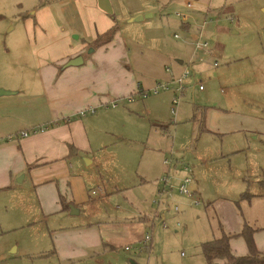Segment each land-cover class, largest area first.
Returning a JSON list of instances; mask_svg holds the SVG:
<instances>
[{
	"label": "crops",
	"instance_id": "crops-1",
	"mask_svg": "<svg viewBox=\"0 0 264 264\" xmlns=\"http://www.w3.org/2000/svg\"><path fill=\"white\" fill-rule=\"evenodd\" d=\"M60 5L65 24L45 19L44 12L52 15L49 5L36 11L35 66L12 78L0 74V88L9 92L0 95L3 262L27 255L29 264H35L39 255L37 264H76L141 242L147 226L159 218L164 222L167 214L155 201L161 196L158 180L168 170L164 131L170 127L173 89L147 96L141 92L169 81L185 60L177 58L173 67V52L153 40L143 42L135 33L131 40L133 32L120 28L108 43L95 45L98 36L117 25L111 0H61ZM181 25L186 37L188 28ZM175 40L190 58V45ZM79 55V65L68 64ZM89 107L96 112L79 115ZM38 126L45 129L16 137ZM9 134L14 137L7 139ZM172 194L162 198L169 201ZM233 217L230 224H217L214 238L242 229L244 218ZM256 228L253 239L264 251V225ZM11 232L22 233L5 240ZM230 248L234 255L247 253L241 237L230 238Z\"/></svg>",
	"mask_w": 264,
	"mask_h": 264
},
{
	"label": "rangeland",
	"instance_id": "rangeland-1",
	"mask_svg": "<svg viewBox=\"0 0 264 264\" xmlns=\"http://www.w3.org/2000/svg\"><path fill=\"white\" fill-rule=\"evenodd\" d=\"M188 1L202 7L196 12L197 22L207 15L204 38L211 52L194 64L195 74L186 79L188 89L176 111L171 105L170 127L164 132L167 155L172 153L179 159L176 175H185V165L193 169L189 190L194 196L181 195L176 188L169 201L162 198L159 205L165 206L166 218L147 226L152 235L147 245L132 243L129 251L116 248L76 264H206L201 244L218 236L219 222L230 224L236 214L251 227L264 225V195L258 182L264 171V0H111L120 30L125 34L132 31L131 40L135 33L143 42L161 44L174 53L172 66L177 67L179 58L185 60L184 68L189 55L179 50L172 34L185 36L176 13H194L196 9L186 7ZM60 3L0 0L1 75L12 78L35 66L37 55L31 42L36 11L49 5L52 15L44 12L45 19L65 24ZM205 7L209 8L207 13ZM139 10L144 17L152 15L133 20L141 14H134ZM50 29L55 33L52 26ZM11 78L7 79L14 82ZM13 135L6 137L12 139ZM245 193L255 195L242 197ZM17 209L15 205V213ZM21 233L11 232L5 240H16ZM12 252L7 250L15 257ZM29 258L23 255L8 262L0 260V264H29ZM40 258L34 256L32 262L37 264Z\"/></svg>",
	"mask_w": 264,
	"mask_h": 264
},
{
	"label": "built area",
	"instance_id": "built-area-1",
	"mask_svg": "<svg viewBox=\"0 0 264 264\" xmlns=\"http://www.w3.org/2000/svg\"><path fill=\"white\" fill-rule=\"evenodd\" d=\"M186 7L188 9H196L194 13H191L190 11L185 12H177V17L180 18L181 23L183 25H186L188 35L186 37L181 36L179 33L174 32L172 36L175 39L181 40L183 42H187L191 47L190 49V58L188 60V65L185 66L183 69V72L180 75H173L172 78L169 81H158L150 90H143L141 92L142 96H147L149 94L157 95V93L161 91H169L173 89V97L171 99L172 103V111H176V106L178 105L180 99L184 96L186 92V79L193 74H195L194 71V64L196 61H200L205 55H208L211 52V47L209 46V41L204 38V28H205V19L207 18V15L205 16L204 20L197 22L196 21V12L198 11V6L196 7L191 1H188L186 3ZM209 8L205 7V12L207 13ZM214 66H217V62L215 61L213 63ZM200 89H202L203 86L199 85ZM129 99H132L129 97ZM115 102H112V105H115ZM96 108L89 107L80 110L79 115H85L87 113H95ZM45 127L38 126L31 130H23L20 131L19 134L16 135V137L19 136H28L29 134H32L36 131L43 130ZM164 165L168 167L167 172L162 174L159 178V183L162 185L159 191V195H161L159 198L156 199V203L159 204L162 200V196L166 193H169L173 189H178V191L181 194L187 195L189 197H193L192 191L189 190V185L193 181L191 172L192 167L185 165L184 172L185 175L183 177H179L176 175V169L178 167L179 159L177 157H173L172 153L165 157L163 160ZM197 203V202H196ZM175 210L178 209L177 205L174 208ZM152 235L150 232H146L144 238L142 239L143 245H147V241L151 239ZM127 251L131 250V247L127 246L125 247Z\"/></svg>",
	"mask_w": 264,
	"mask_h": 264
},
{
	"label": "trees",
	"instance_id": "trees-1",
	"mask_svg": "<svg viewBox=\"0 0 264 264\" xmlns=\"http://www.w3.org/2000/svg\"><path fill=\"white\" fill-rule=\"evenodd\" d=\"M119 27L114 24L104 35L98 36L93 42L95 45L108 43L118 31ZM203 129V127H202ZM259 189L264 195V171L260 176ZM255 194L245 193L242 197L250 198ZM242 229L237 234L223 232L220 237L212 238L201 244V253L206 264H264V251H259L253 239V234L259 228L251 227L243 223ZM241 237L247 248V253L234 255L230 248V238Z\"/></svg>",
	"mask_w": 264,
	"mask_h": 264
},
{
	"label": "water",
	"instance_id": "water-1",
	"mask_svg": "<svg viewBox=\"0 0 264 264\" xmlns=\"http://www.w3.org/2000/svg\"><path fill=\"white\" fill-rule=\"evenodd\" d=\"M152 14H148L146 16H151ZM144 17L143 14H139V16L133 18V20L139 21L140 19H142ZM75 38L78 36H74ZM83 61L82 57L79 55L78 57L72 58L70 59V61L68 62L69 65H79V63H81ZM9 93L8 90L4 89V88H0V95L2 94H6ZM132 264H137L135 261H132Z\"/></svg>",
	"mask_w": 264,
	"mask_h": 264
}]
</instances>
